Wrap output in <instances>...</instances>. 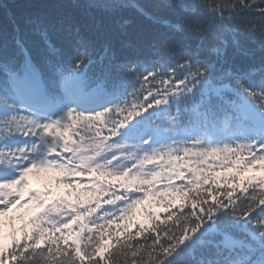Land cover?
Segmentation results:
<instances>
[{
	"label": "snow or ice",
	"instance_id": "1",
	"mask_svg": "<svg viewBox=\"0 0 264 264\" xmlns=\"http://www.w3.org/2000/svg\"><path fill=\"white\" fill-rule=\"evenodd\" d=\"M0 15V264H264V0Z\"/></svg>",
	"mask_w": 264,
	"mask_h": 264
},
{
	"label": "trees",
	"instance_id": "2",
	"mask_svg": "<svg viewBox=\"0 0 264 264\" xmlns=\"http://www.w3.org/2000/svg\"><path fill=\"white\" fill-rule=\"evenodd\" d=\"M4 2L8 3V4H11V5L19 6V5L29 4V3L57 4V3L65 2V0H4ZM127 15L129 16V18H132L134 22L129 27L127 35L126 36H121L120 38L134 41L136 39V35H137V32H138V24H139V22L135 19V17L131 13H128ZM3 23H4L3 17H2V15H0V25H3ZM255 39H256V43H251V42L245 41V45L248 48L257 49L256 56L258 58L260 56V52L258 51L259 38L255 37ZM230 54H231V49H230Z\"/></svg>",
	"mask_w": 264,
	"mask_h": 264
}]
</instances>
